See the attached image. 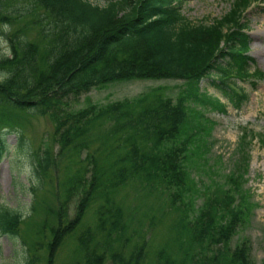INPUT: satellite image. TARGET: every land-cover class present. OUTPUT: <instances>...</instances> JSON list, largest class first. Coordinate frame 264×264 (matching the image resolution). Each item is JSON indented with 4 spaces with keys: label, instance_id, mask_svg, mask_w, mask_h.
<instances>
[{
    "label": "trees",
    "instance_id": "trees-1",
    "mask_svg": "<svg viewBox=\"0 0 264 264\" xmlns=\"http://www.w3.org/2000/svg\"><path fill=\"white\" fill-rule=\"evenodd\" d=\"M251 1L234 0L223 15L193 22L182 10L183 0H106L103 5L0 0V28L10 50L0 57V108L49 116L60 151L79 157L74 172L57 180L47 264H53L67 235L74 236L83 264H256L249 240L233 241L255 206L241 177L233 171L223 182L210 176L205 183L193 173H219L220 161L212 163L204 155L199 131L214 123L207 110L226 111V104L200 85L202 80L242 108L250 91L243 85L237 89V81L254 88L264 78L248 54L244 14ZM133 79H178L186 88L175 99L154 88L107 104L72 106L92 88ZM244 136L246 171L247 132ZM7 150L0 132V160ZM49 164L47 151L42 169ZM138 179L165 192L175 212L169 226L186 235L174 254L163 246L152 262L144 236L129 247L125 212L114 199L122 185ZM72 197L76 204L69 215L66 204ZM91 208L93 224L84 225ZM20 220V214L0 204V234H17Z\"/></svg>",
    "mask_w": 264,
    "mask_h": 264
},
{
    "label": "rangeland",
    "instance_id": "rangeland-1",
    "mask_svg": "<svg viewBox=\"0 0 264 264\" xmlns=\"http://www.w3.org/2000/svg\"><path fill=\"white\" fill-rule=\"evenodd\" d=\"M89 1L99 5L106 2ZM233 1L184 0L182 10L193 22L209 21L223 15ZM244 17L250 35L248 54L254 59L253 66L264 72V0H252ZM9 54L8 43L0 28V57ZM238 84L241 85V81ZM200 85L226 103V111L207 110L206 115L214 123L199 131L204 143V155L208 154L212 163L220 161L219 173L211 174L202 169H194L193 173L205 183L211 177L223 182L224 176L233 171L241 177L243 188L255 206L249 224L239 230L233 241L237 237H246L255 263L264 264V144L261 141L264 138V78L254 88L243 82V86L250 91V97L242 108H235L209 81L202 80ZM154 88L164 90L175 99L186 84L178 79L119 80L90 89L73 101L72 106L79 109L89 104H107L148 93ZM0 132L8 145L6 154L0 160V204L21 217L17 234H0V264H33L28 263L32 258H36L34 264H47L45 243L56 218L57 180H65L74 172L79 157L74 151H60L53 121L47 115L33 114L30 109L21 111L8 105L0 108ZM246 132L248 139L245 150L249 156L246 171L245 168L243 171L242 165L246 159L244 162L241 143ZM47 151L50 153V164L47 170H43L42 159ZM85 153L83 151L82 156ZM84 163L89 166L88 162ZM212 166L209 169L213 170ZM165 198L164 191L157 187L150 189L142 179L122 185L114 198L125 212L128 224L125 235L131 238L129 247L136 239L142 240L138 235L144 236L143 239L148 241L151 262L154 253L161 247L168 248L174 254L177 244L183 245L186 239V235L178 234L169 226L175 212L168 207ZM201 199H196V204ZM75 204V197L68 199L66 206L69 215L73 214ZM88 223L93 224L92 208L85 216L84 225ZM82 260L74 236L67 235L55 253L53 264H83Z\"/></svg>",
    "mask_w": 264,
    "mask_h": 264
}]
</instances>
